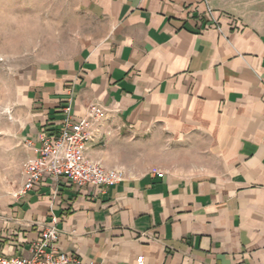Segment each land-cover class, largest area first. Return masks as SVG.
I'll list each match as a JSON object with an SVG mask.
<instances>
[{
    "label": "crops",
    "instance_id": "1",
    "mask_svg": "<svg viewBox=\"0 0 264 264\" xmlns=\"http://www.w3.org/2000/svg\"><path fill=\"white\" fill-rule=\"evenodd\" d=\"M76 3L89 22L71 54L13 67L24 109L0 143V256H30L57 218L56 253L86 263L264 264V0ZM69 103L77 121L105 108L87 157L126 179L21 194L27 141L57 135Z\"/></svg>",
    "mask_w": 264,
    "mask_h": 264
},
{
    "label": "rangeland",
    "instance_id": "2",
    "mask_svg": "<svg viewBox=\"0 0 264 264\" xmlns=\"http://www.w3.org/2000/svg\"><path fill=\"white\" fill-rule=\"evenodd\" d=\"M87 22L76 0H0V143L13 139L17 111L24 109L12 82L13 67L68 56ZM152 150L151 159L163 157Z\"/></svg>",
    "mask_w": 264,
    "mask_h": 264
},
{
    "label": "built area",
    "instance_id": "3",
    "mask_svg": "<svg viewBox=\"0 0 264 264\" xmlns=\"http://www.w3.org/2000/svg\"><path fill=\"white\" fill-rule=\"evenodd\" d=\"M64 112L66 116L61 121L57 135L41 133L40 145H34L31 140L27 141L35 157L26 167L21 194L33 190L45 177L57 180L65 177L80 188L104 187L126 179L124 169L107 168L87 157L90 140L88 127L106 119L105 108L96 104L91 105L88 117L80 121L74 119L71 103L64 107ZM158 175L162 177L163 173L160 172ZM57 223V218H53L45 224L40 238L29 248L30 256H0V264H93L66 253H56L55 244L60 238ZM137 262L145 264V257L138 256Z\"/></svg>",
    "mask_w": 264,
    "mask_h": 264
}]
</instances>
